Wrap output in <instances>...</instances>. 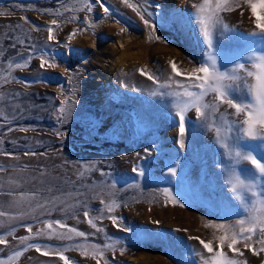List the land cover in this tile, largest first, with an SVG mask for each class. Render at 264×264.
I'll use <instances>...</instances> for the list:
<instances>
[{"label": "rangeland", "instance_id": "1", "mask_svg": "<svg viewBox=\"0 0 264 264\" xmlns=\"http://www.w3.org/2000/svg\"><path fill=\"white\" fill-rule=\"evenodd\" d=\"M204 2L129 0L153 30L123 0H106L112 15L100 22L105 14L99 7L88 12L84 0H0V212L5 213L0 233L6 238L0 261L64 264L54 249L30 247L39 244L66 248L69 264H205L212 254L200 244L204 240L215 253L264 264V252L254 254L244 241L236 245L243 256L228 241L220 247V238L230 235L220 225L259 212L253 192H264V174L248 160L237 162L235 151L264 163V139L244 137L237 125L245 114L237 116L208 94L203 102L215 107L202 109V115L195 108L185 113L184 147L179 145L175 98L168 95L183 91L177 82L190 83L188 74L210 65V55L224 73L243 64L240 82L225 91L236 103L252 104L245 85L255 81L247 72L256 71L258 61L251 58L264 55V34L258 33L249 0L217 13L227 28L216 25L211 48L194 7ZM9 36L16 37V47ZM120 39L126 41L123 48L115 47ZM42 48L58 66L40 68L37 55L29 66L15 67L30 50ZM120 56L123 61L117 63ZM172 62L183 75L175 76ZM42 77L50 83H40ZM99 78L108 83L96 82ZM61 104L71 106L62 124L57 120ZM136 166L143 176L133 171ZM236 174L255 187H237ZM111 217L119 218L117 223ZM22 225H32V231ZM16 251L21 255L14 256Z\"/></svg>", "mask_w": 264, "mask_h": 264}, {"label": "snow or ice", "instance_id": "2", "mask_svg": "<svg viewBox=\"0 0 264 264\" xmlns=\"http://www.w3.org/2000/svg\"><path fill=\"white\" fill-rule=\"evenodd\" d=\"M125 4H127L129 7H131L134 11H137V14L141 16V19L144 22L145 26L151 27L153 30H155V25L152 24L148 19H144L143 14L139 11V7L136 4L129 3V0H123ZM233 4L235 6H239L240 0H217L216 4L214 6L211 5V0H205L204 4L202 5H194V7L199 8V13H204L205 9L207 8V14L204 16H200V14H197V21L200 25V31L202 33V36L204 37L206 43L211 48L213 40H212V31L216 27V25H222L223 27L227 28V25H223L222 20L220 16L217 14L218 12L222 11H229L231 10L229 8V5ZM249 5L252 9V13L255 16L256 20L258 21L257 27L260 29L261 34H264V0H256V2H253V0H249ZM84 7L87 9L88 12H92L94 8L99 7L102 12L105 14L102 16V18L97 21L100 22L103 19H105L107 16H111L112 13L110 11L109 5L106 4V0H84ZM43 11H49L47 9H44ZM145 11H148L147 8H145ZM54 14L59 15L60 13L56 11ZM148 15L152 16V12L148 11ZM25 20L27 18L25 17ZM85 24V29L87 30V26L89 25V22L85 20L83 22ZM53 25H56V21H52ZM34 27L37 28V30H40L38 26ZM47 31L51 34L54 29L49 26L47 28ZM123 31V30H122ZM256 33V32H253ZM72 35H75L73 33ZM159 38V37H157ZM10 40H13V43L11 47H16V37L9 36ZM49 39H52L51 35L49 36ZM22 45L25 44L24 40L19 41ZM30 49L33 46H29ZM40 56L42 58L40 68H45V66L48 67H56L57 62L56 58L49 56L48 50L46 48H42L36 51H29V55L24 57L22 60L18 61L15 64V67L17 68H24L26 66L30 65L31 60L35 56ZM211 59L210 65H202L197 68H194L190 74H188L187 79L190 81V83H182L177 82V88L183 89V91H174L168 93V95H171L175 98V106L177 109L176 115L178 116L179 120V134H180V140L179 145L181 148L184 147L183 143V136L186 132L185 127V113L191 109L195 108L196 112L198 114H203L202 109H208V108H214L215 105H209L203 102V98L208 94H214L215 98L220 100L221 102H226L228 105H230L232 108L235 109V114L239 116L241 113H244L246 118L243 120L242 123L238 124L239 130L241 134L249 139H264V55L259 56H253L251 59H255L258 61L253 65V67L256 69V71H248L247 76L251 77L255 83H247L245 86L247 87V90L249 94L252 97L253 103L252 104H240L234 102L232 99L229 98L227 95L225 88L229 84H237L240 82L241 77L238 75L240 71H243L245 68V65L240 64L232 69L231 74L224 73L218 70L216 67V59L210 55L209 57ZM171 70L175 74V76H181L183 73L178 68L177 64L175 62L171 63ZM66 71L71 72V69H66ZM141 74H145L144 70H141ZM198 74H203L198 75ZM148 79L152 80L154 83L157 82V77L153 75H148ZM35 81H24V83H34ZM40 83H50L48 80H45L43 77L39 80ZM67 84L71 85L72 81L71 79L66 81ZM71 111V106L65 107L64 104H61V106L58 108V115L57 120L61 124L64 123L67 120L68 113ZM57 136L63 137V132H57ZM145 152L148 153V150L145 149ZM5 155H10L8 153H3ZM25 155H35V153L31 152H25ZM139 156L140 153H137ZM235 158L237 162L240 160H248L250 163L261 173L264 174V163L258 161L254 156L251 154H244L241 153L239 150L235 151ZM4 170L2 166H0V171ZM133 171L136 172L139 176H143L144 172L141 168V166H136L133 168ZM170 173L172 175L176 174L175 169H171ZM235 184L237 187L242 189H248L252 190L255 187L254 183H245L243 179L240 178L238 174L234 176ZM165 195L170 198L172 201H174L177 204H180V201L177 200V198L173 195L172 191L169 189L163 190ZM253 195L255 197H258V204H259V212L249 215L248 219H239L236 220L234 224H228V225H220V227H223L225 229L226 233H229L230 235H225L220 238V247L223 249V246L226 241H228V247L232 249V251L238 255L243 256L244 253L241 251L240 248L236 247V245L244 241V247L245 248H251L254 254H259V252H264V192H253ZM181 206H183L181 204ZM109 210H111V206L109 207ZM5 215L4 212H0V216ZM85 216H88V211H85ZM113 223H117L118 219L117 217H111ZM57 224H61L63 227L64 225L60 221H56ZM91 223V221H90ZM23 227H26L29 232L32 231V225H22ZM51 222L49 223V227H51ZM93 227H95V224H93ZM98 231H101V229H97ZM69 232H74L76 235L81 237H86L87 234L84 232H80L74 228L68 229ZM61 238H63V234H61ZM28 237L22 238V240H27ZM199 239V238H195ZM200 244L203 245V248L207 250L208 253L212 254L209 259L205 260V264H245L243 261H238L232 258H229L225 252L222 250L219 253H215L213 249V245L210 242H205L204 240L199 241ZM6 238L5 234L0 233V244H5ZM258 243L260 245V248L257 250L254 247V244ZM30 247H35L37 251H41L42 248L47 247L50 249H54V254L59 255L60 259L64 261V264H69V258L63 255V252L66 251V248L63 247H56V246H44V245H31ZM105 247H108L107 245ZM42 254L48 255L49 252L45 251ZM21 251H16L14 253V256H20ZM0 264H4L3 261H0Z\"/></svg>", "mask_w": 264, "mask_h": 264}, {"label": "bare ground", "instance_id": "3", "mask_svg": "<svg viewBox=\"0 0 264 264\" xmlns=\"http://www.w3.org/2000/svg\"><path fill=\"white\" fill-rule=\"evenodd\" d=\"M94 24H95V23H94ZM96 24H97V23H96ZM101 25H102V24H101ZM101 25H100V26H101ZM102 26H103V25H102ZM102 26H101V27H102ZM97 27H98V26H97ZM97 29H98V28H97ZM102 29H103V28H102ZM106 30H107V29H106ZM97 31H98V30H97ZM100 31H101V30H100ZM125 42H126V41H124L123 39H120V44H121V45L119 46V44H118V46H117V43H116L115 47H117V48H118V47H122V48H123V46L126 45V44H124ZM128 43H129V41H128ZM128 43H127V44H128ZM122 61H123V56H120V57L117 59L116 62L119 63V62H122ZM177 65H179V64H177ZM110 77H111V76H109V75L107 76L108 79H109ZM108 79H107V80H106V79L103 80L102 78H99L98 80H96V82H102V81H104V82H107V83H108ZM105 80H106V81H105ZM90 82H91V81H90ZM91 84H92V83H90L89 86H91Z\"/></svg>", "mask_w": 264, "mask_h": 264}]
</instances>
